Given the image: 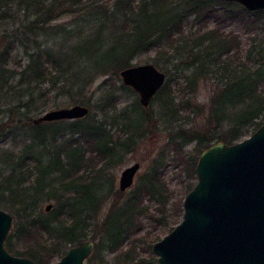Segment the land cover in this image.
I'll return each mask as SVG.
<instances>
[{"label":"trees","instance_id":"1","mask_svg":"<svg viewBox=\"0 0 264 264\" xmlns=\"http://www.w3.org/2000/svg\"><path fill=\"white\" fill-rule=\"evenodd\" d=\"M68 13L76 14L77 21H83L84 27L78 23L69 30L72 56L66 59L64 54L56 56L51 47L43 46L36 39L49 22ZM247 15L251 16L250 20ZM263 15L264 10L251 12L239 3L223 0H0V26L10 25L3 29L5 33L0 37V85L16 81L18 103L12 107V114L30 116L41 105H47L48 95L55 90L54 99L67 94L74 104L90 107L84 93L98 74L118 77L121 69L133 65L137 54L153 49L157 53L154 64L158 67L164 59H171L175 65L190 70L187 76L190 85L203 75L218 72L224 86L211 100L210 117L214 126L203 131L182 128L176 136L177 147L183 141H195L198 148L196 156L184 161L189 181L186 196L197 180L196 164L205 148L217 141L229 144L240 141L264 123V35L253 36L250 47L243 53L238 34L222 30L218 25L208 27L206 23L214 17L219 23L248 22L255 29ZM203 22L205 25H200ZM21 48L27 59L17 68L9 58ZM14 78L16 80H12ZM165 89L163 86L160 91ZM172 103L173 99L168 97L167 112ZM21 107L24 111H20ZM227 110L231 112L226 113ZM92 115L90 107L86 116L71 120L68 129L85 137L91 147L89 151H95L104 159V167H110L118 161L120 150L135 146V136L142 133V121L132 122L134 129L125 139L116 142L104 126V120H92ZM225 116H230V126L220 129L227 120ZM63 122L65 120L34 124L30 117L24 121L38 130L32 135V144L46 146L50 153L31 154L27 148L32 146L27 145L18 152L0 148V204L4 201L15 208V221L5 245L12 252L14 238L37 237V246H27L24 252L14 254L29 256L37 264H49V259H43L47 251L63 256L70 247L94 238L98 239L97 245L102 250L119 251L117 261L127 264L137 255L132 235L142 227L143 218L165 225L174 222L172 230L182 220L185 197L168 206L170 191L157 170L162 160L159 157L154 160L155 169L139 180L134 192L122 205L119 200L114 201L110 212L100 221L97 211L104 195L90 193L88 183L94 177L88 181L87 173L78 174L82 166L93 168L92 163L82 157L84 142L74 141V138L69 139L72 144L50 141L63 134L66 128H62ZM7 123L12 120L4 122ZM41 125L54 126L50 130L51 137L38 129ZM3 141L0 138V144ZM34 171L35 178L28 184ZM51 171L62 174L60 184L47 196L58 202L49 211L46 206L37 211L41 194L48 187L47 174ZM125 193L117 191L118 198ZM147 195L158 203L156 210H151L146 203ZM90 227L95 231L88 236Z\"/></svg>","mask_w":264,"mask_h":264},{"label":"rangeland","instance_id":"2","mask_svg":"<svg viewBox=\"0 0 264 264\" xmlns=\"http://www.w3.org/2000/svg\"><path fill=\"white\" fill-rule=\"evenodd\" d=\"M15 8L16 5L13 6V9ZM250 18L251 16H248L247 20H250ZM78 23H81L82 27H84L83 21H77L76 14H64L60 18L49 22L46 25L47 29L44 32L38 33L40 36H38L36 40H38L43 46L51 47L56 56L64 54L66 59H69L72 56L70 55V44H68V41L71 40L69 30H73ZM195 24L194 26L196 27ZM256 24L257 27L253 29L251 23L248 22L243 23L237 21L231 23H219L213 17L207 21L206 26L215 27L218 25L222 30L234 31L239 35L242 42L241 50L245 53L246 49L250 47V43L252 42L251 38L253 36L259 37L261 34L264 35V15ZM200 25H205V23H200ZM9 26L10 25L6 26V24L0 26V37L5 33L3 29H7ZM9 29L12 30L11 28ZM187 29H189V26ZM156 54L155 49L141 52L135 56L132 63H154L153 58ZM68 55H70V57H68ZM26 59L27 56L24 55V51L21 48L14 51L12 57L9 58V62L12 66L20 68V66L22 67L25 64ZM76 62L80 61L77 60ZM159 68L167 72L166 80L168 81L163 85L166 89L164 92L163 90L160 91V89L148 107L144 108L140 104L139 94L133 88L131 89L127 87L122 82L120 76L117 77L112 74H98L84 93L85 98L90 100L89 105L91 107V113L93 114L91 119L104 120V126L110 132L112 139L116 142L125 139V137L134 129L132 122H138L139 120L142 121L140 124V130L142 133L135 136V146L126 147L124 150H120V157L112 166L104 167V159L100 158L95 151H89L91 147L85 142L86 138L81 137L78 134L75 135L70 129H68L71 125V120H65V122H63L64 124H61L62 128L66 127L63 128L62 135L57 137V139H50V141L54 143L59 142L60 144H63L64 142L72 144L73 141H69L70 138H74V141L80 140L81 142H84L83 149L85 153L82 157L92 163L93 168L87 165L82 166L79 169L78 174H84V172L87 173L88 181L94 177L93 180L88 183L90 193L94 192L104 195V201L97 211V217L100 221L110 212L111 204L114 201L119 200V204L122 205L125 199L134 192L139 180L145 177L147 173L151 172L152 169H155L153 168L155 165L154 160L159 157H162V160L160 163L161 166L158 167L157 170L160 173L159 176L162 177V181L169 187L170 191L168 197L171 200L169 201L168 206H170L174 200L176 202L181 200L182 197H185L186 186L189 181L188 175L184 171V161L190 156H196L198 154V148L196 147L197 143L195 141L189 143H184L183 141L182 145L177 147L175 143L177 133L182 128L186 130L203 131L208 126H214V122L210 117L211 100L221 87L224 86V79H221V75L218 72L209 73L200 77L195 84L193 83L190 85L187 78L190 74V70L185 69L183 66L179 67L175 65V62L171 59L168 61L167 59H164L163 63L159 65ZM12 80H16V78ZM10 83L11 84L2 83L0 85V138L4 139L3 143L0 144V148H7L13 152H18L25 149L27 145L28 147L32 146L31 148H27L31 154L38 151L50 153L48 147L32 144V135L38 130L32 129V126L24 123V121L28 117L34 118L50 109L71 106L75 102L69 101L70 98L67 94H62L57 99H54L56 94L55 90L48 95L49 100L46 103L47 105H41V107H38V110L33 111L30 116H23L21 113L12 114V107L18 103L15 93L16 89H14L17 87V83L16 81H10ZM45 86L48 87L49 85L46 83ZM168 97L173 99V103L169 106V111L167 112L165 104ZM20 111H24V107H21ZM230 112V110L226 111V113ZM147 117H149V120H147ZM225 117H227V120L220 129H225L230 126L228 125L230 116ZM19 119L21 121H19ZM8 120H12V123L4 124V122ZM52 127L49 128L46 125H43L38 129L47 132L51 137L50 130ZM250 135L251 134H248L245 137ZM137 161L141 163V168L136 175L134 185L129 188L123 196L118 198L117 191L120 190L119 180L122 170ZM98 167H101V169L98 170ZM32 174L33 175L28 184H30L35 178V171ZM60 176H62V174L58 171H51L47 174V181L49 182L47 183L48 187L43 191L44 193L41 194L42 197L39 200V206L36 209L37 211L45 209V206L48 204H52V206L57 204L58 200L56 198L47 196L48 192L52 191L53 187L60 184ZM145 201L150 205V209L153 211L159 206L155 200H150L148 195L146 196ZM1 202L0 208L8 211L14 217L15 208L6 205L4 201ZM14 221L15 217L13 223ZM142 224V227L138 231L136 230L132 235V238L134 237L136 242L135 253L137 255L127 264H136V261H139V264H159L157 255L153 253L150 246H153L155 242L168 234L171 231L170 228L174 222L170 225H165L163 223H158V221L153 222L148 217H144ZM94 231L95 230L90 227L88 229V236L92 235ZM158 237L160 239H158ZM37 239L38 238L36 237L23 239V241L14 238L13 242H11L12 253L18 251L24 252L27 246H37ZM87 239L92 240L94 243L93 250L90 256L86 259L87 264H95L98 262L120 264L117 261L119 251L111 252L109 250H102L97 245L98 239ZM153 239L156 241L150 245ZM126 244H128V241H126ZM126 244L125 248L127 246ZM53 254H55V252L51 254V251H47L43 254V259H49V264H55L61 259L62 255L55 254V256L52 257Z\"/></svg>","mask_w":264,"mask_h":264},{"label":"water","instance_id":"3","mask_svg":"<svg viewBox=\"0 0 264 264\" xmlns=\"http://www.w3.org/2000/svg\"><path fill=\"white\" fill-rule=\"evenodd\" d=\"M224 1L237 2L250 11L264 9V0ZM119 76L139 94L143 107L150 105L167 79L166 72L153 62L127 66ZM89 112L88 105L76 103L45 111L33 123L75 120ZM140 168L137 161L122 170L121 191L134 185ZM196 175L183 201L182 220L152 246L158 263L264 264V123L240 141H217L205 148L198 157ZM51 208L52 204L46 206L47 211ZM13 219L0 208V264H37L6 247ZM93 247L92 240H83L55 264H87Z\"/></svg>","mask_w":264,"mask_h":264},{"label":"flooded vegetation","instance_id":"4","mask_svg":"<svg viewBox=\"0 0 264 264\" xmlns=\"http://www.w3.org/2000/svg\"><path fill=\"white\" fill-rule=\"evenodd\" d=\"M135 180H136V177H135ZM135 180H134V183H135ZM128 190V189H127ZM127 190L123 191V192H126Z\"/></svg>","mask_w":264,"mask_h":264}]
</instances>
